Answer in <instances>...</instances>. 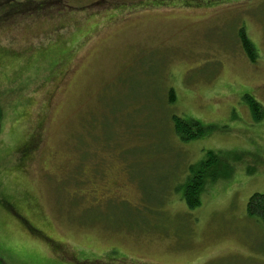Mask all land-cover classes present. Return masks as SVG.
<instances>
[{
	"label": "rangeland",
	"instance_id": "1",
	"mask_svg": "<svg viewBox=\"0 0 264 264\" xmlns=\"http://www.w3.org/2000/svg\"><path fill=\"white\" fill-rule=\"evenodd\" d=\"M0 109L3 264H264V0H0Z\"/></svg>",
	"mask_w": 264,
	"mask_h": 264
},
{
	"label": "trees",
	"instance_id": "2",
	"mask_svg": "<svg viewBox=\"0 0 264 264\" xmlns=\"http://www.w3.org/2000/svg\"><path fill=\"white\" fill-rule=\"evenodd\" d=\"M240 44L244 49V53L247 58L251 61L254 60L255 54L254 49L250 45L249 41L245 38L244 35H240ZM246 104L251 112L253 120L259 122L263 113L258 102L253 101L250 97L245 96ZM168 100L170 103H173V94L172 91L169 94ZM2 118V112L0 109V123ZM173 129L176 135L183 141L192 140L202 136L205 133V128H202L194 120H182L176 116L172 117ZM207 160L202 161L196 170L190 171L191 178L183 185L182 199L187 205L188 208H195L198 206L197 194L203 185V180L207 170L216 166L219 163L217 156L209 152L207 154ZM225 167V166H224ZM247 212L250 216L257 217L261 219L264 224V192L253 194L247 203ZM0 264H3L0 259Z\"/></svg>",
	"mask_w": 264,
	"mask_h": 264
}]
</instances>
